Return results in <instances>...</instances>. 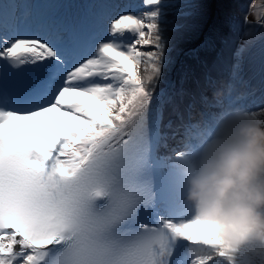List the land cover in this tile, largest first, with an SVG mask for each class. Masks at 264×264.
I'll return each instance as SVG.
<instances>
[{"label":"snow or ice","instance_id":"snow-or-ice-1","mask_svg":"<svg viewBox=\"0 0 264 264\" xmlns=\"http://www.w3.org/2000/svg\"><path fill=\"white\" fill-rule=\"evenodd\" d=\"M168 7L51 0L10 24L0 3V264H226L219 239L157 192L153 124L174 102L159 85L187 27ZM242 20L264 28V0ZM241 73L237 59L228 89Z\"/></svg>","mask_w":264,"mask_h":264},{"label":"clouds","instance_id":"clouds-1","mask_svg":"<svg viewBox=\"0 0 264 264\" xmlns=\"http://www.w3.org/2000/svg\"><path fill=\"white\" fill-rule=\"evenodd\" d=\"M196 128L176 157L190 219L219 239L226 264H264V109L228 105Z\"/></svg>","mask_w":264,"mask_h":264},{"label":"rangeland","instance_id":"rangeland-1","mask_svg":"<svg viewBox=\"0 0 264 264\" xmlns=\"http://www.w3.org/2000/svg\"><path fill=\"white\" fill-rule=\"evenodd\" d=\"M212 2L213 0H166V3L169 5V7L166 9V12L168 14L167 18L170 21H174L176 24L187 26H190L195 20L205 21L207 16L210 14V8L197 7L195 9H192L189 7V5L195 4L199 6L203 3L212 4ZM215 6L218 7L217 11L215 9ZM215 6L211 7V10L213 9L212 11L216 13L218 27H221L222 23H226L228 20L233 19L232 14H235L236 16L239 15L241 19L244 15V13L241 15V13L239 12V5L236 4V2H234L233 0H217ZM243 8L246 12L247 7L244 6ZM184 12H192V15L185 17L181 15ZM200 27H202V25ZM263 32V28L258 25L253 32H247L249 39H246V42L248 43L242 45L243 51H241L239 57H249L250 55H252V57L250 58V69L253 67L260 68V54L264 53V41H261ZM173 36L174 39L177 38L176 33H174ZM180 36H182L181 32L179 33L178 38Z\"/></svg>","mask_w":264,"mask_h":264},{"label":"bare ground","instance_id":"bare-ground-1","mask_svg":"<svg viewBox=\"0 0 264 264\" xmlns=\"http://www.w3.org/2000/svg\"><path fill=\"white\" fill-rule=\"evenodd\" d=\"M47 2H51V0H48ZM46 2V3H47ZM24 6H27V0L22 1ZM252 19L251 17L249 18ZM252 28L255 27V23L249 24ZM206 36V33H200L194 38H175L173 39V47L171 52L169 53L171 63L165 67L164 73L168 70H174L177 66H179L184 61L188 60L192 56L199 55L202 47H203V41ZM235 45L238 44V42L234 43ZM212 46V43H210L207 48L206 52L210 51V47ZM179 150H172L170 152L171 157L175 159V153ZM191 217V211L188 208L186 211L183 212L182 218L183 220L190 219Z\"/></svg>","mask_w":264,"mask_h":264}]
</instances>
